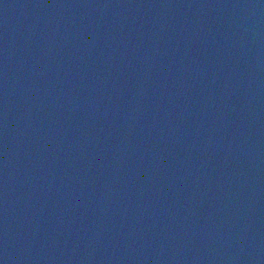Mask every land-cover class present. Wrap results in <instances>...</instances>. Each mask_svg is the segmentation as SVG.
<instances>
[{"label":"water","instance_id":"water-1","mask_svg":"<svg viewBox=\"0 0 264 264\" xmlns=\"http://www.w3.org/2000/svg\"><path fill=\"white\" fill-rule=\"evenodd\" d=\"M0 264H264V0H0Z\"/></svg>","mask_w":264,"mask_h":264}]
</instances>
